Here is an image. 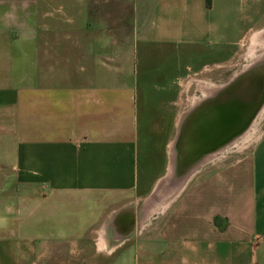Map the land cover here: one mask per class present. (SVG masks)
<instances>
[{
    "label": "crops",
    "instance_id": "1",
    "mask_svg": "<svg viewBox=\"0 0 264 264\" xmlns=\"http://www.w3.org/2000/svg\"><path fill=\"white\" fill-rule=\"evenodd\" d=\"M262 35L264 0H0V264H264V129L166 181Z\"/></svg>",
    "mask_w": 264,
    "mask_h": 264
},
{
    "label": "water",
    "instance_id": "2",
    "mask_svg": "<svg viewBox=\"0 0 264 264\" xmlns=\"http://www.w3.org/2000/svg\"><path fill=\"white\" fill-rule=\"evenodd\" d=\"M264 108V52L185 115L167 182L180 188L209 158L244 136Z\"/></svg>",
    "mask_w": 264,
    "mask_h": 264
},
{
    "label": "rangeland",
    "instance_id": "3",
    "mask_svg": "<svg viewBox=\"0 0 264 264\" xmlns=\"http://www.w3.org/2000/svg\"><path fill=\"white\" fill-rule=\"evenodd\" d=\"M262 37V41H263V43H264V35H262V36H260L259 38H261ZM261 44V46L258 48V49H255V50H253V51H251L250 50V44H249V42H247V41H245V43H244V45H242L241 46V48H240V50H239V52H238V54H237V57H239V56H243V54L246 52V51H248V52H246V53H248V54H250L251 56H249V58H248V60H247V62H245L244 63V65H237L236 67H235V69H234V71H235V73H238L239 71H241L243 68H244V66L245 65H247V64H249V63H251L252 61H254L256 58H258L263 52H264V44ZM246 49H248V50H246ZM250 50V51H249ZM227 68H223V67H221V69H220V81H219V83L218 84H220V85H223V84H225L226 82H228L229 80V78L232 76V73H229V72H227ZM263 111V112H262ZM261 112H260V114L257 116V118L255 119V121H254V124L252 125V127L253 128H257V132L255 133V135H253L254 137H259L260 136V134L262 133V130L264 129V108H263V110H262ZM257 124H256V123ZM256 124V125H255ZM242 137H245V135L244 136H242ZM242 137L241 138H239L238 140H240V139H242ZM234 144V143H233ZM232 144V145H233ZM232 145H229L228 147H226L224 150H222L221 152H223V151H225L226 149H228V148H230ZM221 152H219V153H221ZM218 153V154H219ZM183 185H184V183H183ZM182 185V186H183ZM173 187V186H172Z\"/></svg>",
    "mask_w": 264,
    "mask_h": 264
},
{
    "label": "bare ground",
    "instance_id": "4",
    "mask_svg": "<svg viewBox=\"0 0 264 264\" xmlns=\"http://www.w3.org/2000/svg\"><path fill=\"white\" fill-rule=\"evenodd\" d=\"M262 112H263V111H262ZM255 123H256V122H255ZM256 124H257V123H256ZM256 124H255V125H256ZM242 138H243V137H242ZM251 139H252V138H251ZM241 141H242V140H241ZM235 144H236V143H235Z\"/></svg>",
    "mask_w": 264,
    "mask_h": 264
}]
</instances>
